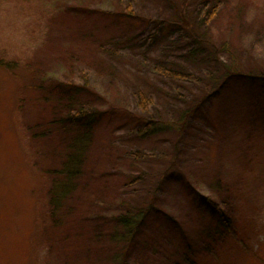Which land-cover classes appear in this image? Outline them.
I'll use <instances>...</instances> for the list:
<instances>
[{"label": "rangeland", "instance_id": "rangeland-1", "mask_svg": "<svg viewBox=\"0 0 264 264\" xmlns=\"http://www.w3.org/2000/svg\"><path fill=\"white\" fill-rule=\"evenodd\" d=\"M128 3L145 20L172 11L168 0H0V264L117 262L122 245L79 237L93 233L94 220L75 212L57 225L49 211L48 170L68 142L57 90L82 83V72L96 96L75 99L98 120L85 152L87 189L74 201L107 219L126 197L115 184L145 174L126 187L145 212L128 263L264 264V84L222 79L220 62L264 70V0H222L204 33L214 59L162 55L167 40L127 19ZM158 62L193 71L199 83L157 76ZM138 91L152 99L146 111ZM187 97L200 108L186 131L136 132L149 117L174 122ZM132 150L144 155L129 159Z\"/></svg>", "mask_w": 264, "mask_h": 264}, {"label": "trees", "instance_id": "trees-1", "mask_svg": "<svg viewBox=\"0 0 264 264\" xmlns=\"http://www.w3.org/2000/svg\"><path fill=\"white\" fill-rule=\"evenodd\" d=\"M168 1L172 4V11L164 18H152V20L137 18L131 10L130 3L124 7V13L129 20L134 21L135 18L136 21H141L143 24L146 22V24L150 23V25H154L153 34L151 36H162V38L167 40V43L163 47L162 55H172L173 50L181 49L182 53L180 56L214 59V52H209L214 45L212 42L210 43L209 38L204 33H207V24L217 15V10L222 0ZM200 29H202V31ZM226 44L227 43H224L225 47H227ZM220 62L224 64L225 69L221 75L222 79H228L231 76L238 75V77L240 76L248 80L257 81L260 88H263L261 84H264V70L260 69L245 72L240 71L237 65L230 67L223 60ZM171 64L175 65L174 62H171ZM152 70L157 76L172 78L173 80L179 81L183 80L185 82L190 81L195 84L199 83L197 74L189 69H178L177 67L167 66L162 62H158L152 66ZM82 74L85 77L82 83H74L72 81L61 82L59 84V90H57V94L62 99H66L65 113L62 114L61 117H58V121L61 123V128L66 134L68 142L64 146L62 152L63 158L60 164L48 170L49 174H52L51 184L48 190L50 202L49 211H51L54 220L53 223L57 225L63 223L68 214L75 212L79 213L76 214L77 217H84L86 220H94L97 226H94L91 235H87V233L84 232L79 234V237L84 238L82 241L87 239V242L94 246L95 243L108 238L111 244L122 245L121 252L118 255L117 252L115 253L118 263L111 258V260L108 259L109 264H134L132 261L128 263L127 253L130 245L135 241L136 232L143 224L145 212L142 208L136 207L131 203V198H129V196H132L126 193V187L130 184L140 182L142 175L144 180L145 174L140 172L137 175H126L123 181L115 184L116 192H121V194L126 197L119 201L118 209L110 214L107 219H105L106 217L104 214L87 211L83 206L80 208L78 203L74 201L76 193L87 189L86 182H84V180L86 181V166L84 165L86 162L85 152L91 140V132L98 120L96 110H91L84 102H79L75 99V96H83L86 94H90L93 97L96 96V94L90 91L86 86V73L82 72ZM218 80L219 77L213 82L217 83ZM218 83L219 86L221 82ZM68 86L72 87L71 90H73V92L71 94L68 93V96L65 95L64 97V93L67 91ZM213 92L218 93V89H213ZM187 98L182 100V102H185V106L180 109V111H176L175 116H177V118L173 119L174 122L161 124L153 117H149L146 121L142 122V125L137 127L136 132L143 135L153 129H171L177 134L186 131L191 124V119L195 118L200 108L195 98ZM137 99L138 106L142 111H146L148 104L153 103L152 99L142 91L137 92ZM53 121L56 122L55 119H53ZM143 155L144 154L136 150H132L130 151L129 159L138 160V158ZM90 199L99 203L103 208L104 202H102V200H99L95 196H92ZM205 199L214 211H220L216 206L217 204L215 205V203H212L208 198ZM150 206L151 205L148 207ZM220 215H223L221 211ZM107 222H109L110 225L108 229L105 227V223ZM104 230L108 231L104 234ZM105 235L107 238H105Z\"/></svg>", "mask_w": 264, "mask_h": 264}]
</instances>
